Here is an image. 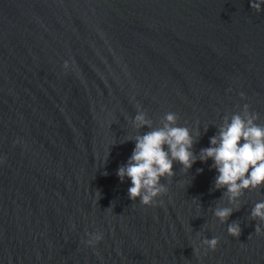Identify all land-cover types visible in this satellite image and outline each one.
<instances>
[{"label": "water", "instance_id": "obj_1", "mask_svg": "<svg viewBox=\"0 0 264 264\" xmlns=\"http://www.w3.org/2000/svg\"><path fill=\"white\" fill-rule=\"evenodd\" d=\"M169 113L197 159L146 206L117 172ZM235 115L264 127V4L0 0V264H264V185L199 159Z\"/></svg>", "mask_w": 264, "mask_h": 264}, {"label": "clouds", "instance_id": "obj_2", "mask_svg": "<svg viewBox=\"0 0 264 264\" xmlns=\"http://www.w3.org/2000/svg\"><path fill=\"white\" fill-rule=\"evenodd\" d=\"M262 4L264 0H250V7L256 11H261ZM166 120L169 123L162 129L136 137L135 148L128 163L117 172L121 180L124 177L131 180L132 186L128 189L130 199L139 198L146 206L167 192V188L160 184V178L174 175V160L189 169L197 159L190 150L193 141L188 129L171 126L176 120L173 113L167 114ZM136 121L138 126L148 124L142 114L137 115ZM210 145L201 150L199 159L207 161L210 158L214 161L213 166L219 173L216 177V187L226 188V194L231 200L238 199L245 189L264 185V127L254 124L252 118L244 120L239 115L233 116L231 123H226L220 129L219 135L211 138ZM231 213V208H217L215 211L221 221L226 220ZM251 215L264 221V202L257 203ZM240 231L237 223L228 227L231 236L238 238ZM256 233H261L259 226ZM101 239V235L94 237L95 242ZM88 243L91 245L93 241ZM205 243L215 250L218 240L213 238Z\"/></svg>", "mask_w": 264, "mask_h": 264}]
</instances>
